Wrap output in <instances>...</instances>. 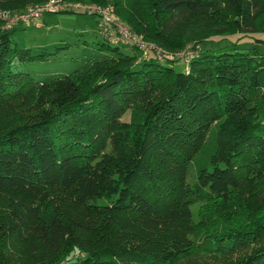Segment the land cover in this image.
<instances>
[{"label":"trees","instance_id":"1","mask_svg":"<svg viewBox=\"0 0 264 264\" xmlns=\"http://www.w3.org/2000/svg\"><path fill=\"white\" fill-rule=\"evenodd\" d=\"M62 1L111 5L133 33L197 52L137 59L65 6L51 13L96 16L98 52L38 80L23 64L67 44L11 34L50 13L0 18V264H264V0Z\"/></svg>","mask_w":264,"mask_h":264},{"label":"rangeland","instance_id":"2","mask_svg":"<svg viewBox=\"0 0 264 264\" xmlns=\"http://www.w3.org/2000/svg\"><path fill=\"white\" fill-rule=\"evenodd\" d=\"M96 20V16L91 14L50 13L45 15L43 19H40L41 26L32 24L17 27L12 32L11 38L19 47L30 48L34 51H39L43 48L48 51H53L56 47H63L64 44H67L66 47L57 50L54 57H50L44 61L24 63L23 68L30 71V74L34 78L42 80L47 77L67 74L80 67L85 62V59L95 56L98 52L97 46L101 39L96 32ZM140 37L142 41L154 43L172 55L178 53L184 46L192 44L188 43L180 49L170 50L154 41L144 38L142 35ZM217 44L211 41H205L201 45L204 49L216 46ZM121 49L126 53H131V50L125 46H121ZM172 65L176 71L184 70V64L182 62L176 61ZM128 118V113L122 117L124 120ZM214 132L215 127L213 128L212 135ZM211 139V136L207 139V145L209 146H211ZM193 175L194 171H189L188 179H193ZM196 240L202 246L209 244L203 236L197 237ZM77 254V251H73L67 257V261L76 260Z\"/></svg>","mask_w":264,"mask_h":264},{"label":"built area","instance_id":"3","mask_svg":"<svg viewBox=\"0 0 264 264\" xmlns=\"http://www.w3.org/2000/svg\"><path fill=\"white\" fill-rule=\"evenodd\" d=\"M65 6L84 7L87 11H93L99 17V30L102 37L109 43L120 46H127L133 48L137 54V59L141 57L154 56L156 59L163 58L173 59L177 58L182 62H188L190 56L197 52V45H186L178 51L175 55L169 54L162 50L154 43L142 41L140 35L133 33L127 24L119 20L113 19V8L111 5H82L65 3L62 0H46L42 3L29 5L22 12L6 13L0 10V18L4 20L5 28H12L18 23H28L36 20L45 13H51L63 10Z\"/></svg>","mask_w":264,"mask_h":264}]
</instances>
